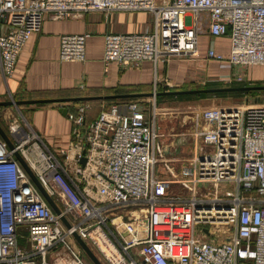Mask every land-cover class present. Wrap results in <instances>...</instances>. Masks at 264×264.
<instances>
[{"label":"built area","instance_id":"obj_1","mask_svg":"<svg viewBox=\"0 0 264 264\" xmlns=\"http://www.w3.org/2000/svg\"><path fill=\"white\" fill-rule=\"evenodd\" d=\"M87 12H148L155 18L153 33L106 36V69L192 56L204 33L203 14L210 37L230 40L229 56L213 49L206 55L235 68L229 84H244L248 68L264 67V0H0L3 75L15 74L20 54L47 18ZM90 37L62 36L60 60L85 62ZM88 109L82 105L68 115L75 128L63 160L22 128L13 131L15 150L0 138V264H89L71 242L74 232L104 264H264V105L197 113L192 157L177 175L164 158L155 101L148 107L134 100L113 104L86 124ZM16 151L53 200L65 204L61 215ZM160 165L168 176H160ZM175 185L186 196L167 200Z\"/></svg>","mask_w":264,"mask_h":264},{"label":"crops","instance_id":"obj_2","mask_svg":"<svg viewBox=\"0 0 264 264\" xmlns=\"http://www.w3.org/2000/svg\"><path fill=\"white\" fill-rule=\"evenodd\" d=\"M158 2H162V0H158ZM201 20L204 25V33L198 38L196 52L192 56L170 54L166 61H161L157 65L147 61L140 67L127 68L118 63H111L106 69L104 64L106 36L109 34L153 33L155 18L151 13L87 12L69 19L54 20L47 18L41 31L33 34L24 47L17 60L15 74L6 78L0 70V102L227 88L235 68L226 62L207 61L206 55L208 50L213 49L220 54L229 56L230 40L228 37H210L207 15L203 14ZM0 28L3 32L5 31L3 24ZM86 33L91 34L86 44V61L81 63L62 62L60 60L61 37ZM253 67L262 68L261 66ZM220 68L229 69V71L222 73ZM246 77L247 82L244 83L243 87L260 84L258 83L261 81L260 77L251 76L249 73H246ZM209 82H213V85L207 86ZM194 84L203 87L193 89ZM237 84L239 83H233L232 87ZM188 86L192 87L187 89ZM179 97L116 99L117 102L114 104L134 100L148 105L155 101L157 108L160 99H162V106H165L170 105L166 101H174ZM104 101L105 99L90 102L0 107V126L11 140H13V131L17 128H22L31 135L35 134L46 151L59 160H63L61 151L70 147L75 128V124L68 115L76 113L78 107L87 105L89 109L86 121L90 123L97 118L104 108L109 107ZM65 109H68L66 115L63 114ZM169 109L171 108H157L158 117L159 111H169ZM191 131L190 140L192 144L195 128H192ZM160 141H162L161 134ZM181 141H184V138H180L178 143L173 141V145L180 146ZM162 145L164 149L169 146L164 143ZM168 162L172 172L177 175L184 166L188 165L190 160L183 164L179 171L175 169V165L171 161ZM158 171L160 176L169 175L162 166L158 167ZM184 192L182 187L175 185L167 200L174 195L185 197ZM54 202L62 212L66 211V206L61 200L55 198ZM71 242L72 244L75 243L74 240ZM20 244L23 246L24 240H21ZM135 259L140 262L138 253Z\"/></svg>","mask_w":264,"mask_h":264},{"label":"rangeland","instance_id":"obj_3","mask_svg":"<svg viewBox=\"0 0 264 264\" xmlns=\"http://www.w3.org/2000/svg\"><path fill=\"white\" fill-rule=\"evenodd\" d=\"M220 69L222 73L224 72L227 73L229 71V69H223V68ZM246 73H249L251 76L255 75L260 77L261 81H258V83L260 84H258L257 86H264V67L262 68L253 67L250 69L248 68ZM194 85L195 86L192 85L194 87L193 89L203 87L202 85L201 86L196 84ZM208 85L210 86L213 85V82L207 83V86ZM244 85L245 84H237L235 85V87H243ZM192 86H188L187 89ZM232 86H233L232 84H227V87H232ZM166 103L170 105L162 106L163 105L162 99H160V103H158L157 106L158 109L159 108L161 109V107L162 109L164 108H171V109H169V111L168 110L159 111L160 115L158 117L157 126H158V131L162 135L161 143L162 144L164 143L165 145H169L164 149L165 150L164 158L168 161H171L172 164L175 165V169L179 171L180 167L186 162H188V160H190L192 157L193 142L191 144L190 134L192 133L191 131L192 128H195L196 126L194 119L197 113L199 112L201 113L202 111L209 108L236 107L243 105L244 103H248L249 105H264V91H255L253 93H250L249 95L243 93H224L218 96L182 95L179 98H176L174 101L173 100L166 101ZM145 107H148L147 103H145ZM180 138H184V141H181L182 145L180 144V146H174L173 141L178 143ZM184 193L183 195H185ZM198 231L200 235V229ZM133 252H134L133 254L137 257L139 248L134 249ZM85 258L87 261H89L86 255ZM89 264L92 263L90 262Z\"/></svg>","mask_w":264,"mask_h":264},{"label":"water","instance_id":"obj_4","mask_svg":"<svg viewBox=\"0 0 264 264\" xmlns=\"http://www.w3.org/2000/svg\"><path fill=\"white\" fill-rule=\"evenodd\" d=\"M264 91V86H245V87H227V88H208V89H196V90H181V91H164L161 93H147V94H127V95H114L105 97H79V98H68V99H42V100H28V101H8L0 102V107H11V106H22V105H38L48 103H68V102H90L95 100H118V99H141V98H157L163 96H182V95H201V94H219V93H235V92H254ZM63 114L68 113V109L63 110ZM0 137L6 143L10 150H15L13 141L7 135V133L0 126ZM15 158L20 163L21 167L28 175L32 183L38 188L40 193L46 202L50 205L53 211L57 215H61L62 211L58 208L53 198L48 194L45 188L42 186L34 172L31 170L22 155L16 151L14 153ZM82 166H85L86 159L81 160ZM62 221L65 223L68 229L72 226L68 223L65 217L62 216ZM73 240L79 247V249L86 255L92 264H104L100 257L94 252V250L81 238V236L74 232L72 234Z\"/></svg>","mask_w":264,"mask_h":264},{"label":"trees","instance_id":"obj_5","mask_svg":"<svg viewBox=\"0 0 264 264\" xmlns=\"http://www.w3.org/2000/svg\"><path fill=\"white\" fill-rule=\"evenodd\" d=\"M235 93H243V94H246V95H249L250 93H253V92H249V93H244V92H235ZM221 94H224V93H219V94H201L202 96H208V95H214V96H218V95H221ZM106 104H108L109 106L113 105L115 102H117V100H105L104 101ZM87 113L88 111L86 112V117H87ZM91 123V122H90ZM86 124H89L87 123L86 121Z\"/></svg>","mask_w":264,"mask_h":264}]
</instances>
